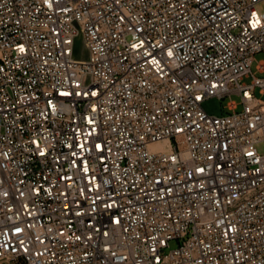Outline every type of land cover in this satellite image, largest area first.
I'll return each instance as SVG.
<instances>
[{
  "label": "built area",
  "instance_id": "2783aa9c",
  "mask_svg": "<svg viewBox=\"0 0 264 264\" xmlns=\"http://www.w3.org/2000/svg\"><path fill=\"white\" fill-rule=\"evenodd\" d=\"M261 1L0 0V264H264Z\"/></svg>",
  "mask_w": 264,
  "mask_h": 264
},
{
  "label": "rangeland",
  "instance_id": "374dc122",
  "mask_svg": "<svg viewBox=\"0 0 264 264\" xmlns=\"http://www.w3.org/2000/svg\"><path fill=\"white\" fill-rule=\"evenodd\" d=\"M257 8L260 11L264 12V0L259 2ZM260 62H264V51L258 52L256 54V60L254 61L253 65H252V71L255 72L259 76H263L264 73L258 71V64ZM251 79H252L251 77H246L244 79V81L250 82ZM256 94H257V96L264 98V94L261 93L259 88H257ZM231 99L233 101L239 102L240 96L239 95H233ZM231 99H230V97H226L224 99H221L218 97H210V98H207L204 100L203 107L210 114L222 115V114H225L227 112H230V110L227 108V105L229 104ZM240 109H241V106L239 105L237 110H240ZM177 245H178L177 240H172L170 242V246L167 248V251H169L172 248H175ZM5 264H8V263H5Z\"/></svg>",
  "mask_w": 264,
  "mask_h": 264
}]
</instances>
